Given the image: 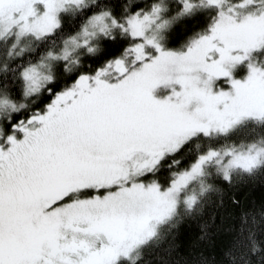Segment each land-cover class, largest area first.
Segmentation results:
<instances>
[{
  "label": "snow or ice",
  "instance_id": "6c2138e0",
  "mask_svg": "<svg viewBox=\"0 0 264 264\" xmlns=\"http://www.w3.org/2000/svg\"><path fill=\"white\" fill-rule=\"evenodd\" d=\"M259 56L264 0H0V264H134L172 229L186 255L204 197L264 172ZM244 123L261 131L237 143ZM246 211L218 198L189 244Z\"/></svg>",
  "mask_w": 264,
  "mask_h": 264
},
{
  "label": "trees",
  "instance_id": "16d2710c",
  "mask_svg": "<svg viewBox=\"0 0 264 264\" xmlns=\"http://www.w3.org/2000/svg\"><path fill=\"white\" fill-rule=\"evenodd\" d=\"M206 17L203 13L195 23L186 22L187 26L183 29L177 26L174 31L171 44H176L183 38L186 32L204 24ZM260 129L251 123H244L233 133L231 139L237 143L247 142L259 135ZM235 184L226 188L223 194L208 193L204 197V213L203 217L197 216L196 220L185 219L179 226V238L184 241L181 252L186 255L178 256L174 250H169L166 245L171 239V233L176 231L172 229L163 239H153L145 244L142 249V255L134 264H209L214 260L211 253H215V260H221L223 264H264V172H257L251 176L244 175L239 172L234 173ZM231 195L243 198L245 209L251 208V212L245 214L242 230L234 229L230 233V238L224 241L222 238L213 236L211 239L215 242L208 246L207 240H200L195 246L189 244L195 240L201 229L198 226V220L211 215L216 210V200L222 198L225 201ZM211 198V203H209ZM236 225L241 223L239 217L233 222ZM169 225H164L161 231L168 230ZM250 232L252 233L250 235ZM253 239L256 241L255 250H253ZM191 247V251L188 248ZM201 248H204L207 255L201 257L197 255ZM227 251L229 255H224ZM232 257L231 259L229 257ZM124 264H128L127 261Z\"/></svg>",
  "mask_w": 264,
  "mask_h": 264
},
{
  "label": "rangeland",
  "instance_id": "374dc122",
  "mask_svg": "<svg viewBox=\"0 0 264 264\" xmlns=\"http://www.w3.org/2000/svg\"><path fill=\"white\" fill-rule=\"evenodd\" d=\"M253 59L256 60L257 62H261V61H264V56L253 57ZM245 71H246L245 67L243 65H240L236 69L235 74L236 75H242ZM155 94L163 95L164 94V90H157Z\"/></svg>",
  "mask_w": 264,
  "mask_h": 264
}]
</instances>
